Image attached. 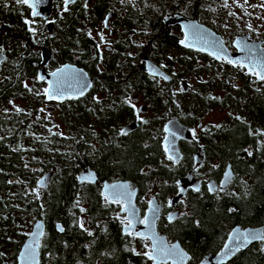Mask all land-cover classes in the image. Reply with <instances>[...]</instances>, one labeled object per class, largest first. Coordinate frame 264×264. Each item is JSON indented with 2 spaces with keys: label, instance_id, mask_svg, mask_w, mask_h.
Instances as JSON below:
<instances>
[{
  "label": "flooded vegetation",
  "instance_id": "af4514ba",
  "mask_svg": "<svg viewBox=\"0 0 264 264\" xmlns=\"http://www.w3.org/2000/svg\"><path fill=\"white\" fill-rule=\"evenodd\" d=\"M153 2L158 4V0H74L64 11V0H41L33 15V9L20 0H0V80H7L0 97L14 91L25 95L30 111L42 105L34 114L25 113L22 120L5 122L2 132L13 134V124L18 123L20 132H25V157L30 160L27 168L40 176L52 173L49 184L41 188L52 187V192L27 210V222L32 219L16 256V251L12 255V264H16L18 251L36 222L43 224L38 264H154L144 255L153 247L151 239L142 240L137 233L154 237L162 253L156 264H201L207 257L224 252L235 226L262 227L264 232V218L261 225L250 224L253 215L249 213L246 221L250 225L233 221L241 214L239 206L264 198V184L249 175L264 172V132L253 130L248 119L232 113L248 110L252 117L262 114L258 118L264 124V81L238 63L231 65L225 59L216 60L185 47L181 41L191 35L183 33L180 24L169 21L177 16L208 27L233 54L240 53L233 47L234 40L245 35L248 39L244 41L260 44L264 52V34L256 37L253 28L237 33L230 43L207 24L205 17H198L200 9L193 14V1L183 13L170 11L167 18L162 13L167 9L148 6ZM195 61H203L204 68L210 63L230 70L220 78L223 87L211 106L227 113L216 125L200 123L192 112L187 74ZM260 65L264 61L255 64L252 71H264ZM58 69H65L61 75L67 83L63 95L50 100L44 90L49 84L55 88L57 78L50 73ZM214 78L207 71L201 88L213 86ZM83 83L89 86L81 95ZM71 94L74 96H65ZM177 96L183 101L177 102ZM55 110L59 111L58 122L49 114ZM202 113L206 115L207 108ZM237 117L249 133L252 130L242 151L234 145L233 132L229 137L221 132L230 124L235 127ZM169 122L174 131L178 123L184 128L183 135L189 134L178 140L177 161L168 159L163 146ZM55 124L61 130L48 136V129ZM121 130L127 134L120 135ZM57 168H62L72 182L55 184ZM227 168L233 179L221 190ZM37 176L30 188L37 185ZM105 185L109 186L107 193ZM113 185L116 192L122 191V185L128 186L131 202L125 198L122 203L134 206V217L121 204L104 199L105 194L113 195ZM210 186L213 191H209ZM64 190L69 191L66 199L61 197ZM150 201L159 209L154 224ZM223 204L233 219L226 220L232 227L225 235V219L217 215ZM145 216L151 227L139 222ZM125 218L133 221L131 235L122 223ZM57 225L64 230L58 231ZM71 233L69 240L65 235ZM172 245L177 246V253L165 255ZM51 251H56L55 256ZM216 264H264V240Z\"/></svg>",
  "mask_w": 264,
  "mask_h": 264
},
{
  "label": "rangeland",
  "instance_id": "374dc122",
  "mask_svg": "<svg viewBox=\"0 0 264 264\" xmlns=\"http://www.w3.org/2000/svg\"><path fill=\"white\" fill-rule=\"evenodd\" d=\"M164 2H165L164 7H166L165 9H167V12L164 11L162 13L166 15L165 18H167L168 14L171 13L170 11H176V13L179 12L183 13L184 7L192 3L191 0H188L187 3L184 5L177 4L176 0H164ZM226 2H227V7L224 6L225 0H217V1L204 0L200 8V14L198 15V17H203V18L205 17L207 19V24L212 26L216 31H218L219 32L218 34L221 33L224 38L230 40V43L233 41L237 33H239L237 35H240L242 33L247 32L249 30L248 28L249 25H251L252 29L253 28L255 29L254 34L256 37L264 34V6H261L262 4H264V0H247V2H245V0H226ZM173 4L177 6L172 7L171 5ZM148 6L159 8L156 2H153ZM177 10H179V12H177ZM174 21H175L174 19H171L169 22L174 23ZM207 65L209 67L204 68L206 64L203 63V61H195L192 64L191 73L187 74L189 85L192 88V102H191L192 112L197 114L199 120L201 121L200 123L216 125L218 121L226 117L227 113L222 114L219 112L217 106H213V107L211 106L214 105L216 96H218L221 93L220 87H223V85L219 83L220 78L222 77V75H224V73L230 72V70L224 69L221 66L220 67L210 66V63ZM207 71L215 75L214 85L210 86L207 89H202L200 83L204 81L205 73ZM6 81L7 80H0V94L3 93L4 83ZM177 99H178L177 102L183 101L182 96H177ZM206 102H209V104H207ZM29 104L30 103L25 98L24 94H16L13 91L9 94L3 95L2 97H0V116L8 118V120L4 119V121L6 123L11 124V121L13 120L18 121L24 119L25 113H27L28 115L34 114V110L36 108L42 107V105H39L38 107L33 108L30 111ZM204 107L207 108L206 115L202 113ZM17 109H21L22 111L18 112ZM49 112H50L49 114L54 118V120L58 122L59 111L55 110L53 112L51 111ZM232 113L233 114L236 113V115L238 116L241 115L246 119H248L252 123L251 125L253 130L256 129L257 132L260 131L264 132V124L262 122L263 120L259 121L258 118L259 115L263 116L262 114H259L260 111L258 112L259 115H255V117H252L248 110H242V111L234 110ZM69 129H71V127ZM233 129L234 126L230 124L227 130H223L221 132L225 137H229L233 132ZM58 130H61V127L55 124L54 126L48 129L47 135L48 136L53 135ZM22 136H24V134ZM21 143L25 146V141ZM10 149H13V147ZM24 158L26 159L25 156ZM32 171H36V170H32ZM32 171L29 170V172L34 173ZM62 171H63L62 168L60 169L57 168L55 170V176L61 174ZM249 175L252 177L254 181H256V183L264 184V172L257 171L255 173H250ZM37 177H38L37 178V182H38L43 176L41 174V176L38 175ZM28 183L29 180L25 182L24 190H25V196L28 198L27 204L29 206L32 205V202H36L37 200L38 202H40L46 199L50 194V192H52V187L44 190L41 189L42 187H40L37 183V185H34L35 186L34 188H30L29 186H27ZM9 184H12V181H10ZM7 195H10L12 197L13 190L11 189V191H9ZM43 204L44 202L41 203V205ZM6 205L9 206L11 205V203L7 202ZM29 221L27 222V216L22 213L13 212L11 215V212L10 213L0 212V231H5L6 232L5 235L7 234L6 236L0 237V256L3 257L5 255H8V257L5 258L2 264H12V255L14 254V251H16L15 250L16 244L19 239L17 232H23L24 235L25 232L28 231ZM231 224L232 222L223 220L224 235L232 227ZM15 225H16V229H15Z\"/></svg>",
  "mask_w": 264,
  "mask_h": 264
},
{
  "label": "trees",
  "instance_id": "16d2710c",
  "mask_svg": "<svg viewBox=\"0 0 264 264\" xmlns=\"http://www.w3.org/2000/svg\"><path fill=\"white\" fill-rule=\"evenodd\" d=\"M188 0H176L177 4H186ZM193 1V8H194V15L198 14V9L201 8L204 0H191ZM217 1V0H214ZM158 6L162 9H165V2L164 0H158ZM172 7H176L177 5L173 4ZM5 120H8L6 117L0 116V212H11V215L13 212H18L25 214L27 213L28 209L33 208L34 204L38 202H32V205L29 206L28 198L25 196V182L29 180V183L27 186H29L31 183H35L33 179L36 178V176L39 174L37 171H32L34 173L29 172L28 161L24 158L25 153V146L21 143L24 142V136H22L24 133L20 132L22 130V127L14 123V133L13 134H7L6 132H2L3 129H6ZM239 121L238 124L234 127V131L232 133V138H234L233 142H236L234 145L238 146L240 148V151L243 150L248 145L249 138L248 136L250 133L246 129V127L242 124V120L236 119ZM13 149H10L12 148ZM24 149H23V148ZM50 167V165H46ZM12 181V184H9V182ZM55 184H63V183H71V178H69V175L62 171L61 174L56 176L54 180ZM13 190L12 197L10 195H7L9 191ZM69 193L68 190H64L62 198L66 199L67 194ZM264 193V192H262ZM60 198L61 200H64ZM262 200L259 203H253L249 205V201L243 206H239L240 210V216L238 219H232V214L228 212V207L226 204H223V206H220L219 211L217 212V215L222 216L225 220H233L234 223H239L242 225H261V221L264 218V198H261ZM58 201L55 203L56 205L59 204ZM11 203V205L7 206L6 204ZM52 202H56V199H53ZM39 203V202H38ZM248 213L253 215V219L248 223L246 220L248 218ZM65 227L68 225H64ZM16 229V225H15ZM5 231H0V237L6 236ZM18 234V245L16 247L15 256L17 253V250L19 249L22 240L24 239L23 232H17ZM65 237H68L69 240L73 238L72 233L66 234ZM54 238L58 239L59 236L54 234ZM53 256H55L56 251H51ZM8 255H5L3 257L0 256V264L7 258Z\"/></svg>",
  "mask_w": 264,
  "mask_h": 264
},
{
  "label": "water",
  "instance_id": "95a60500",
  "mask_svg": "<svg viewBox=\"0 0 264 264\" xmlns=\"http://www.w3.org/2000/svg\"><path fill=\"white\" fill-rule=\"evenodd\" d=\"M173 19L175 20L174 23L180 24L183 33H185L186 35L187 34L191 35V37L190 36H188V37L186 36L185 39H184V42L188 41V45H189L188 47L189 48H193L195 50L202 51L205 54H207L208 56H211V57L215 58L216 60H221V59H225L226 61L227 60H232V61L237 62L238 64H239V62H243V64H244L243 67H245L248 72L250 71V68H253L255 66V64H258L257 62L264 61V57L261 54V53H264V52H262V50L260 49V44H255L254 45L250 41L248 42L249 45L254 46V48H255L256 55H255V59L254 60H248L246 58L248 54L246 52H244V51H241L240 48H237V49H239L240 53H238V54L237 53H235V54L230 53L229 50L224 46V44H223V51L220 52L221 58H217L216 57V53H217V51L219 49V44H213V43H209V44H205L204 43V44H202V42H200V41L197 42L199 39H198V37L195 36V32L198 29L200 32L202 31V33H204V36L207 37V40L214 41V42H221L222 39L218 35H216L215 32H213L208 27H205V26L197 24V22H195V21L194 22H189L186 19H184L182 17H177V16L175 18H173ZM185 26H196V27H185ZM247 39H248L247 35L237 37L234 40L233 47H237L236 46V42L238 40L243 42L244 40H247ZM190 42H191V45H190ZM222 43H223V41H222ZM196 44H199V46H195ZM209 53H213V54L210 55ZM231 65H234V64H231ZM185 88H186V86H185ZM65 96L73 97L74 95L71 94V95H65ZM65 96H63L61 98H64ZM170 124H171V122H169L166 125V127H165L166 138H165V140L163 142V146H164L165 149L166 148L168 149V151H166L167 155L168 156L172 155L173 156V160L177 161L179 159V157H180V154H179L178 148H177L178 140L181 139V138H185V136L189 137V134L183 135L184 134V130H183L184 128L182 126H180L178 123H176V130L175 131L173 130L174 129L173 124H172V126ZM173 133H175V135H173ZM226 172L230 173L231 179L228 180L226 183H224L223 189L227 188V186L231 183V181L233 179V174H232L230 168H227L225 173ZM225 173H224V177H223L222 182H225ZM51 179H52V173L49 172V173H46L37 183H38V185L40 187L45 188L49 184ZM187 181H189V180L186 179V182ZM222 182H221V185H222ZM220 189H221V186H220ZM37 225H39L40 227L37 228ZM58 226L59 225H57V229H58ZM33 233H36V235L34 236ZM41 233H43V224L40 223V222H36L35 225L33 226L32 233H31L29 239L23 244V246L21 247L20 251H18V254H17V257H16V264H30V261L28 259H24V258L21 257V253L25 251V248H26L27 245H32L36 249V261L38 262V256L39 255H38L37 247H38L39 239L42 236ZM245 233H255L257 236H264V232H263V228L262 227H259V228L247 227V228L243 229L241 226L237 225L231 230V232H230V234L228 236V240H227L226 244L229 245V249H231V248H233L235 246L236 238L240 237L242 234H245ZM230 237H231V239H230ZM151 241L153 243V239H151ZM257 241H261V239L251 240L249 243L242 244L239 247V249H244V248L248 247L249 245H251L252 243L257 242ZM238 250H236V251H238ZM223 251L225 252V255H223V256L218 255L216 257H213V256L207 257L208 259L206 258L203 262H201V264H210V263L211 264H216V263L221 262L222 260H224L227 257L231 256V254L236 252V251L235 252H226L225 248H223ZM161 255H162V253L158 252V256H161Z\"/></svg>",
  "mask_w": 264,
  "mask_h": 264
},
{
  "label": "snow or ice",
  "instance_id": "6c2138e0",
  "mask_svg": "<svg viewBox=\"0 0 264 264\" xmlns=\"http://www.w3.org/2000/svg\"><path fill=\"white\" fill-rule=\"evenodd\" d=\"M20 2L24 3V4H27L30 8L33 9V15H36L37 13L35 12V8L37 6L38 3L41 2V0H33L32 3H29V0H20ZM74 0H64V5H65V8H64V11H67V5L69 3H73ZM245 2H247V0H245ZM225 7H227V2L225 0ZM261 6H264V4H262ZM231 15V13H230ZM25 23H29V21H25ZM107 22L105 23V27H107ZM185 27H196V26H185ZM249 28V31L252 30L251 28V25L248 26ZM30 31H32V29L30 28L29 29ZM195 35L198 37V39L200 40H203L205 42V44H209V43H213V44H219V49L216 53V57L217 58H221L220 56V52L223 51V43L222 41L221 42H214V41H209L206 39V37L204 36V34L202 32H200L198 29L197 31L195 32ZM104 37L103 35L101 34V40H103ZM181 43H184L185 44V47H188L189 45L187 43H185L184 41H181ZM236 46L238 48H240L241 51H244L246 52L248 55H247V59L248 60H251V57L254 56L255 54V48L254 46H251L249 45V43L247 41H237L236 42ZM0 51H2V49H0ZM210 55H212L213 53H209ZM228 63L230 64H237V62L235 61H232V60H227ZM259 63V62H257ZM238 66L240 67H243L244 64L243 62H239ZM262 68H264V65H260ZM65 72V69H58L56 72H52L50 73V75H52L53 77H56L57 80H56V85H55V88H53V85L49 84V88H46L44 90V95L47 96L48 99H56L58 98V96H62L63 95V88L65 86V84L67 83V79L62 76L61 74H63ZM250 72H252V74H254L259 80L261 81H264V71H252V68H250ZM164 79H168V77H163ZM39 79L43 80L44 77L43 76H40ZM77 83H82L81 81H77ZM89 85L87 83H83V86L81 87L80 89V93L79 94H83V90L84 88L88 87ZM51 89V91H50ZM183 90V89H182ZM131 107L135 108V105H132L130 104ZM17 111H22L21 109H17ZM43 111V110H41ZM137 111V119H139V110H136ZM237 119H239V117H237ZM167 130V129H166ZM51 131V130H49ZM127 134V131L126 130H121L120 132V135H126ZM173 135H175V133H173ZM193 138H195V132L193 131ZM165 151H168V149L166 148ZM249 155H251V153H249ZM168 159L172 160L173 159V156L172 155H169L168 156ZM231 179V175L229 172H226L225 173V182H222V185H221V190L223 189V186H224V183H226L228 180ZM127 185H122L121 186V189L122 191H119V192H116L115 189H116V186L113 185L112 186V189L114 190L113 191V195L110 197L108 194H105L104 195V199L106 201H108L109 203H117V204H121L122 205V209L124 211H127L129 213L130 216H135L136 215V211L134 209V206L133 207H128L127 204H123L122 201L127 198L128 199V203L130 204V197H131V193H128L126 190H127ZM108 189H109V186L108 185H105V193L108 192ZM198 190V189H196ZM214 190V187L213 186H210L209 187V191H213ZM169 204L171 205V201H169ZM149 209L152 213V224H154L155 222V219L157 218V213H158V206H154V201H150L149 202ZM81 212L85 211L83 208L80 209ZM173 219L172 216H169V221H171ZM140 223L142 224H145L146 226H149L151 227V225L149 224V217L148 216H145L142 220H139ZM122 223H124L125 225V231L131 235L132 233L129 231V229L132 228V224H133V221L131 219H128V218H125V221H122ZM79 226L83 229V221H80L79 222ZM40 226L37 225V228H39ZM64 229L60 226H58V231H63ZM89 235H92L91 232L88 233ZM33 235L35 236L36 233H33ZM42 235V233H41ZM136 235H138L140 237V239L142 240H148V239H153V247L150 251L144 253L145 256H147V258L149 260H153L154 264H156V261H157V258H158V250H157V247H156V242H155V239L153 236H151L150 234H141V233H137ZM231 239V237H230ZM255 239H261V240H264V236H257L255 233H245V234H242L240 237L236 238L235 240V246L231 249H229V245L228 244H225L224 248L226 250V252H235L236 250L239 249V247L242 245V244H246V243H249L251 240H255ZM177 253V246L176 245H172L171 246V249H169L165 255H173V254H176ZM183 255H187V254H183ZM221 256L225 255V252H222L220 254ZM21 257L24 258V259H28L30 261V264H38V262L36 261V249L32 246V245H27L26 248H25V251L21 253Z\"/></svg>",
  "mask_w": 264,
  "mask_h": 264
}]
</instances>
